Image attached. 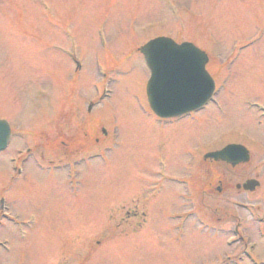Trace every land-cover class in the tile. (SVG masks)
<instances>
[{"label":"rangeland","instance_id":"374dc122","mask_svg":"<svg viewBox=\"0 0 264 264\" xmlns=\"http://www.w3.org/2000/svg\"><path fill=\"white\" fill-rule=\"evenodd\" d=\"M103 23L106 47L97 38ZM160 35L208 52L210 73L229 83L221 97L225 117L211 106L199 116L201 126L160 134L142 110L148 74L141 55L136 50L121 62ZM76 42L87 59L75 76L66 55ZM225 57L234 58L225 63ZM101 62L122 70L110 98L87 116L84 102L101 90ZM248 99L264 103V0H0V118L15 131L0 155V201L8 205L0 211V264H264V121L244 106ZM90 120L99 123L92 135L98 142L87 134L77 146L70 143ZM105 128L121 136L108 157L94 159L109 144ZM223 134L244 143L252 162L237 171L201 163L196 180L202 193L210 191L180 230L174 217L188 210L186 186L162 181L169 185L148 204L152 174L139 165H154L163 149L172 173L187 180L192 161L222 147ZM29 146L35 154L15 179V160L21 166L20 152ZM69 163L81 172L78 183L68 181ZM252 178L262 181L254 193L237 188ZM250 203L260 212L256 220L253 207L239 205ZM143 214L147 223L139 224ZM236 217L250 231V255L237 253L234 239L228 243Z\"/></svg>","mask_w":264,"mask_h":264},{"label":"water","instance_id":"95a60500","mask_svg":"<svg viewBox=\"0 0 264 264\" xmlns=\"http://www.w3.org/2000/svg\"><path fill=\"white\" fill-rule=\"evenodd\" d=\"M169 48L176 50L173 56V70L169 67L171 56ZM153 77L149 85V95L155 111L164 117L180 116L202 106L212 94L213 82L205 70L208 62L205 55L192 46L174 47L170 40L158 39L143 50ZM167 99L162 103V99ZM9 129L0 122V150L4 149L9 139ZM235 158L233 161L230 158ZM216 160L228 159L233 164L248 162V152L243 147L231 146L226 150L209 155ZM258 183L250 181L245 188L254 190Z\"/></svg>","mask_w":264,"mask_h":264}]
</instances>
